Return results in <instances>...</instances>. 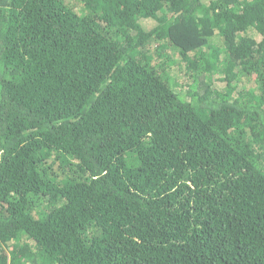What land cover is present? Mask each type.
Here are the masks:
<instances>
[{"label":"trees","instance_id":"obj_1","mask_svg":"<svg viewBox=\"0 0 264 264\" xmlns=\"http://www.w3.org/2000/svg\"><path fill=\"white\" fill-rule=\"evenodd\" d=\"M0 264H264V0H0Z\"/></svg>","mask_w":264,"mask_h":264}]
</instances>
